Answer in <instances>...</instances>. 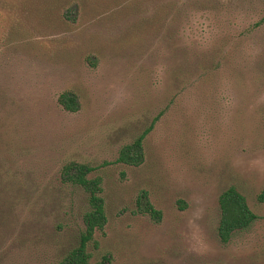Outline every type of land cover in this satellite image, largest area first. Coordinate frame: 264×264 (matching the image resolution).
Instances as JSON below:
<instances>
[{
    "label": "rangeland",
    "instance_id": "obj_1",
    "mask_svg": "<svg viewBox=\"0 0 264 264\" xmlns=\"http://www.w3.org/2000/svg\"><path fill=\"white\" fill-rule=\"evenodd\" d=\"M151 123L143 161L116 162ZM71 162L102 187L91 262L264 264V0H0V264L78 245ZM229 186L256 219L222 242Z\"/></svg>",
    "mask_w": 264,
    "mask_h": 264
},
{
    "label": "trees",
    "instance_id": "obj_2",
    "mask_svg": "<svg viewBox=\"0 0 264 264\" xmlns=\"http://www.w3.org/2000/svg\"><path fill=\"white\" fill-rule=\"evenodd\" d=\"M58 101L68 110H76L78 107L76 96L71 92L61 93ZM153 124L146 127L130 144L122 146L116 162L137 165L143 161V140L152 129ZM92 170L93 167L75 162L66 164L62 168L64 180L81 185L88 193L89 209L83 215L84 229L80 234L78 245L53 264H109V257L106 255H103L98 261L91 262L90 255L86 250V245L92 240L95 230L103 228L106 222L100 178L87 177ZM257 200L264 202V186L258 193ZM218 203L220 219L217 232L222 242L228 241L233 231L247 228L256 219V215L248 207L245 196L234 186H229L220 193ZM145 205L151 214L160 215V212L154 209L150 203Z\"/></svg>",
    "mask_w": 264,
    "mask_h": 264
}]
</instances>
